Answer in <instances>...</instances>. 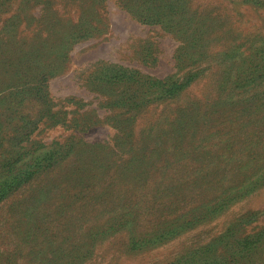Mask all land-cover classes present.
I'll return each instance as SVG.
<instances>
[{
	"label": "rangeland",
	"instance_id": "1",
	"mask_svg": "<svg viewBox=\"0 0 264 264\" xmlns=\"http://www.w3.org/2000/svg\"><path fill=\"white\" fill-rule=\"evenodd\" d=\"M51 1L62 14L56 28L63 37L90 10ZM127 1L95 7L104 30L75 40L61 71L44 82L55 108L74 123L21 130L6 120L8 114L0 116L9 126L4 137L37 143L31 150L44 145L33 154L51 143H78L66 164L39 171L0 201V264H264V178L212 218L151 240L159 221L151 197L165 194L170 180L198 175L188 156L174 158L171 143H192L187 152L204 153L201 158L211 163L251 165L236 180L245 178L244 185L264 171V154L246 159L243 153L253 143L264 147V74L220 86L230 69L234 79L251 67V58L258 63L263 57L264 0H170L166 18L173 26L135 22L130 4L122 8ZM41 6H30L29 14L36 16ZM23 15L20 0H0V81L10 79L9 42L2 40L10 28H21ZM123 68L158 89L193 79L172 96L134 106L131 88L110 78ZM104 99H117L118 108L106 107ZM176 163L186 169L172 170ZM73 168L76 174L69 172ZM121 212L135 217L111 232L109 219ZM132 231L145 240L132 241Z\"/></svg>",
	"mask_w": 264,
	"mask_h": 264
},
{
	"label": "trees",
	"instance_id": "2",
	"mask_svg": "<svg viewBox=\"0 0 264 264\" xmlns=\"http://www.w3.org/2000/svg\"><path fill=\"white\" fill-rule=\"evenodd\" d=\"M104 1L106 0H70L69 3L86 5L90 10L85 17H79L75 22L76 25L78 24V29L73 34L63 37L56 28L60 24L62 14L58 9H54L51 0H20L24 11L19 22L22 24L21 28L18 31L10 28L8 35L2 40L9 42L6 61L10 68V79L0 81V116L8 114L6 120L11 121L14 127H21V130H28L31 126L43 130L51 126L64 127L74 123L72 118L66 119L64 116L66 111L62 112L55 108L50 93L45 89L44 82L61 71L62 64L68 57L67 51L75 40L88 39L104 30L102 28L106 25L95 11V7L100 6ZM39 3L42 4L39 9L40 13L36 16L29 14V7L39 5ZM121 4L119 3V6H122ZM128 4L133 8L132 19L137 23L146 26L174 25L173 22L170 23V19L166 18L170 8H173L170 0H128L122 8L126 9ZM175 4L177 6V3ZM16 15L13 13L9 18ZM260 59L258 63H255V59L251 58V67H248L247 71L244 70L241 75L237 73L234 79V71L230 69L220 86L231 87L233 84H241L242 80H254L255 77L263 75L264 55ZM118 67L121 68V66ZM107 76L105 74V78H108ZM112 77L114 84L123 83L126 87L131 88L135 100L132 102L134 106H137L141 100L148 102L172 96L190 84V79H193L189 78L185 84L178 87L172 85V87L166 88L162 83V87L158 89L154 85L146 87L145 82H141L142 78L135 79L132 75L126 74L125 69L122 72L113 73L110 78ZM8 88L19 89L16 92H11L10 96L1 95V92ZM102 103L108 108L116 109L120 101L104 99ZM14 116L17 119H14ZM6 120H0V201L32 180L39 171L54 169L66 164L71 153H74L78 146V143H51L46 147L44 153L33 154L44 145H39L36 149L31 150V146L37 143H16L20 137H4L2 131L8 126ZM19 134L21 133L19 132ZM75 136L71 135L67 140L72 141ZM4 141L10 143H2ZM256 144L258 145V143H253L250 148L244 150L246 159L264 154V147L259 145L257 147ZM193 147L192 143L170 144L171 151L176 153L174 158L177 160L181 158L178 157L180 155H177L179 153L182 157L188 156V160L193 163V168L198 175L190 179L170 180L165 183V194L151 197V207L156 211L154 213L158 215L157 219L159 220L151 230V240L169 238V235L177 234L200 221L212 218L224 211L232 202L242 198L248 192L250 184H258L264 178L263 171L262 174L244 185L245 178L242 181L236 180H239L238 177H246L247 170L251 165L238 163L232 159L211 163L201 158L206 155L204 153L191 156L187 150L193 149ZM230 153L232 152H228V154ZM159 155L160 153L157 152L156 157L162 159V157H158ZM220 155L217 154L218 157ZM61 162L64 164H60ZM162 168L159 166L155 170L158 171ZM170 168L178 172H183L186 169L185 164L180 165L179 163ZM77 170L80 171V169ZM69 172L77 173L74 168ZM67 175L70 174L67 173ZM133 216L132 213L121 212L109 219L111 225L107 229L115 232L122 225L132 221ZM96 234L103 235L98 230ZM144 238L145 234L138 236L136 232L132 231L131 233L132 241L145 240Z\"/></svg>",
	"mask_w": 264,
	"mask_h": 264
}]
</instances>
